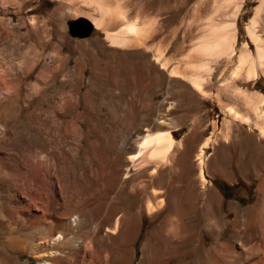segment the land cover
<instances>
[{"label":"rangeland","instance_id":"rangeland-1","mask_svg":"<svg viewBox=\"0 0 264 264\" xmlns=\"http://www.w3.org/2000/svg\"><path fill=\"white\" fill-rule=\"evenodd\" d=\"M78 1L0 0V46L6 45L14 51H0V100L4 103L0 104V177L17 189L35 190L34 165L39 144L30 128L42 126V136L55 138V143L68 150L65 154L59 153L54 147L51 149L53 143L45 147L47 169L44 173L47 175L41 187L42 199L34 207L28 205L29 209L44 219V212L53 214L55 211V216L69 214L73 212L70 210L73 205H81L79 207L84 211L92 212L96 219H100L103 209L115 199L113 192L108 196L101 194L111 185L108 178L112 169L105 165L107 158L114 150L121 151L123 155L135 152L137 141L145 132L170 130L175 140L168 151L161 152L159 156L162 160L159 170L164 172L161 185L166 195L171 185L199 191V176L203 174L206 184L218 192L220 202L215 209L224 220L233 217L230 207L233 204L241 208L253 207L259 180L244 178L232 169L222 171L219 167L227 156L224 141L228 128L233 132L234 146L249 139L256 142L258 135L251 132L246 123L234 119L226 107L219 106L216 94L219 93L226 103L235 104L240 112L252 114L244 96L234 98L231 93L239 87L250 96L253 92L264 96V75L257 66L258 61L254 59L252 65L253 78H244L245 71L236 78L233 76L237 54L228 60L219 58L218 64L210 62L213 68L211 80L205 84L206 96L197 93L187 80L169 73L176 65H184L180 57L186 54L188 44L205 24L225 16L230 0H201L203 6L193 11V7L190 8L194 0H188L177 21L170 24L166 21L170 16L168 11L180 0H162V5L168 3L169 8L158 15L162 29L155 41L162 36L167 40L160 44L159 52L142 46L129 49L110 46L106 32L95 26L86 36H72L67 30V20L84 17L73 14ZM260 4L261 0H241L234 20L237 53L244 43H249L251 52H255L247 28ZM188 9L180 25L181 16ZM165 61L167 63L163 65ZM193 63H189L190 69L203 74L199 61ZM11 111L16 113L13 120L7 113ZM124 138L128 139L125 147L121 144ZM88 141L95 142L92 145L95 151L92 148L90 158L85 159L83 148L91 147ZM98 164L102 165L100 174ZM133 165L120 160L119 174L128 166V175L122 178L124 181L138 179L144 168L146 171L153 168L154 162L145 167ZM81 188L85 190L80 191ZM62 198L66 205H63ZM4 207H0L3 222L12 224L17 216L31 227L32 220L26 207H14L10 212ZM118 211L117 214L122 213ZM164 213L155 212L144 218L137 237L130 245L133 253L131 264H138L141 259L142 246L154 225L150 219H158ZM255 224L243 231V240L248 242V252L250 250L253 260L261 255L264 246L262 223ZM101 230L104 235V227ZM6 235V228L0 225V264H12L10 258L21 263L39 264L29 249H9L5 243ZM241 241L235 240V243ZM205 243L208 246L217 244L209 240ZM192 258L190 264H226L211 249L205 254H193Z\"/></svg>","mask_w":264,"mask_h":264},{"label":"bare ground","instance_id":"bare-ground-1","mask_svg":"<svg viewBox=\"0 0 264 264\" xmlns=\"http://www.w3.org/2000/svg\"><path fill=\"white\" fill-rule=\"evenodd\" d=\"M187 1L180 0L178 5H173V8L168 11L170 16L167 20L165 19L168 24L177 21V17L186 9ZM192 3L190 8L193 7L192 11L203 6L201 0H194ZM230 3V8L224 17L208 21L190 41L186 54L180 57L184 65L180 67L176 65L169 70V73L187 80L202 96H206L205 84L211 80L213 67L210 62L217 63L221 57L228 60L232 55L237 54L236 66L233 69L235 78L243 71L246 72L244 78H253L254 59L258 61L257 66L264 75V0H261V4L255 9L254 16L250 20L251 24L247 28L252 44L255 45L254 53L251 52L249 43L241 45L239 52H236L234 20L241 6V0H230ZM74 8L73 14L84 16L83 18L87 19L93 27L106 32L110 46L122 47V49L142 46L149 51L156 52L160 44L167 42L166 36L155 41L162 29V24L158 22V15L163 9L169 8L168 3L162 5V0H79ZM190 9L181 16L180 21L178 20L180 25L183 24V18ZM143 30L144 33H142ZM187 32H190V28ZM196 60L199 61V67L204 71L203 74L190 69L189 63ZM165 63L167 61L163 65ZM231 94L234 98L243 95L245 104L250 107L252 114L240 112L235 104L226 103L221 99L219 93L216 94L218 105L226 107L227 112L234 119L246 123L251 132L257 133L258 139L256 142L249 141V139L241 145L234 146L233 132L228 128L229 133L224 141L227 156L224 164L219 168L223 169L222 171L232 169L244 178L259 180L256 186V204L253 207L241 208L233 204L230 206L233 217L224 220V217L219 216V212L215 209L220 202L218 192L216 193L212 186L206 184L207 181L205 182L203 174L199 176V191L190 189V187L181 189L177 185H171L169 194L166 195L161 185L164 172L159 170L162 165L159 156L161 152L168 151L175 139L170 130H165L145 132L137 141L135 152L123 155L121 151L114 150L112 156L107 158L105 165L112 169L110 178H108L111 185L108 189L104 188L101 194L107 195L113 192L115 199L103 209L100 219H96L92 212L84 211L83 207H79L81 205H73L70 209L73 212L69 214L66 212L55 216L57 213L55 211L53 214L44 212V219H40L39 215L31 211L29 207L31 204L34 207L37 201L42 199L41 187L44 186L45 175H47L46 172L44 173L47 169V154L44 149L53 143L50 145L51 149L54 147L59 153L65 154L68 148L65 149L64 145L55 143V138L42 136L44 128L36 126L30 128L36 136L34 140L39 144L37 162L34 165L36 167L35 184H37L35 190L26 191L24 187L17 189L0 177L2 192L0 207L5 206L9 212L14 207L20 209L26 207L28 217L32 220L29 228L17 216L12 224H6L0 217V225L6 228V246L15 251L29 249V252L34 253L38 258L39 264H131L133 253L130 245L137 237L138 229L144 218L152 216L155 212H165L158 219L151 217L153 219L150 221H153L154 225L149 230L142 246L143 253L138 264H190L193 261V254L198 252L205 254L209 249L217 253L226 264H264V246L261 255L253 260L250 250L248 252V242L243 240V231L256 222L262 223L260 227H263L264 231V96L257 92L251 93L250 96L239 87H235ZM126 138L121 141L123 147L128 142ZM89 144L90 148H83L85 159L90 158L89 153L95 142L88 141ZM73 149L76 150L77 146ZM201 152L198 153L199 158ZM120 160L126 161L127 165L136 164L137 167H145L150 162H154V166L149 171L144 168L138 175V179L132 178L127 182L122 178L128 175V166L124 168L122 174L118 173ZM101 167L102 165L98 164L99 174L102 172ZM62 202L66 205L63 198ZM117 209L122 213L117 214ZM102 227L105 229L104 235L101 233ZM240 239L241 242L235 243V240ZM206 240L215 241L217 244L216 246L205 245ZM10 259L12 264H29L28 262L21 263L18 259Z\"/></svg>","mask_w":264,"mask_h":264},{"label":"water","instance_id":"water-1","mask_svg":"<svg viewBox=\"0 0 264 264\" xmlns=\"http://www.w3.org/2000/svg\"><path fill=\"white\" fill-rule=\"evenodd\" d=\"M67 30L72 36H86L93 26L87 19L80 17L78 19L67 20Z\"/></svg>","mask_w":264,"mask_h":264},{"label":"crops","instance_id":"crops-1","mask_svg":"<svg viewBox=\"0 0 264 264\" xmlns=\"http://www.w3.org/2000/svg\"><path fill=\"white\" fill-rule=\"evenodd\" d=\"M45 37H46V39H48V35H46L45 34ZM7 50H10V51H13L12 50V48H10V49H8V47L6 46V45H4V46H0V51H2V52H4V51H7ZM17 51V50H16ZM15 51V52H16ZM12 53H14V51L12 52ZM105 69H106V67H105ZM103 70V69H102ZM101 70V71H102ZM14 92H15V89L13 90ZM12 94H16V93H12ZM2 94H1V91H0V96H1ZM0 104L1 105H4V103L0 100ZM6 113V112H5ZM7 113H9L10 115H9V117L13 120V119H15L16 118V113L14 112V111H11V112H7ZM2 115V114H1Z\"/></svg>","mask_w":264,"mask_h":264}]
</instances>
